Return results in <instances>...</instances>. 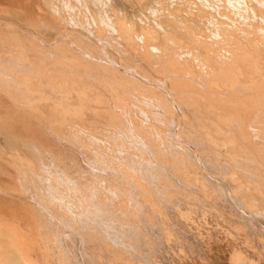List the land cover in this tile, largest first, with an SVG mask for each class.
Listing matches in <instances>:
<instances>
[{
    "label": "rangeland",
    "instance_id": "374dc122",
    "mask_svg": "<svg viewBox=\"0 0 264 264\" xmlns=\"http://www.w3.org/2000/svg\"><path fill=\"white\" fill-rule=\"evenodd\" d=\"M263 1L111 0V3L107 5L109 16L115 18V21L119 20L120 27H124L127 22L133 24L144 43L140 40L136 44H127L120 37H112L110 33L112 27L109 26L108 29L106 27L104 41L107 43L111 41L115 46L113 53L110 52L109 55L117 54V59L125 64V68L134 66L139 70L141 77L144 76L150 80L146 86L138 79L121 75L109 65L102 66L98 64L99 62L89 61L79 56L81 53L77 49L51 51L49 46L46 47L39 42V35L50 41L49 43L56 40L58 35L56 30L41 32L36 27L39 20L50 23L53 28L60 27L59 22L51 19L43 0H0V54H10L9 48L15 50L20 46L26 48L27 41L32 39L42 46L38 56L43 58V62L38 64L32 55L33 60L29 59V64L32 65H29L27 72L16 74L13 70L7 73L16 74L15 79L22 80L23 84H29L33 100L30 110H17L7 102H0V189H6L7 186L17 183L19 175L13 165L15 161L19 162L23 172H26L29 183L35 179V175H38L39 158L26 147L33 143L40 149L43 159L48 155L64 165L65 172L63 170L62 173L57 172L54 177L59 185L57 193H62L76 208L83 206L87 220H90L89 213L93 210L92 185L100 189L103 186L106 189V187L109 188V181L119 176L122 185L126 190H130L129 192H132L134 185L146 187L144 189L151 191L154 195L155 204L159 203L160 199L165 202L178 200L187 208L200 211V216L203 214L209 216L212 219L211 225L218 226L217 229H219L218 224L221 226L220 229L223 227L226 230L227 225L228 231L232 225H236L238 237L245 245L247 244V247H242L254 249L257 252L262 248L263 250L260 249L258 252L262 256L264 232L240 213L236 206L240 198L239 200L244 201L241 202L245 203L248 213L254 214L256 210L264 212ZM76 7L72 14L75 23L72 22L71 16L68 18L71 30L79 32L85 39L86 37L94 39L91 32L97 31L98 27L93 23L92 13L85 9L81 11L83 6L79 3ZM77 15H80L78 16L80 21H77ZM110 22L113 24V20ZM157 22H161L165 30H168L165 34L157 27ZM69 26L68 29L71 31ZM109 35L113 38L112 40ZM2 43H5L8 49H5L6 47L3 49ZM98 43L96 46L99 50L110 49V45ZM97 53L99 51L95 52L96 55ZM19 55L25 58L31 57L25 52ZM119 55H121L120 58ZM66 61L69 65H66ZM157 80L167 84L168 88H173L177 101L173 103L168 91L164 88L163 91L160 90V93L159 89L162 86ZM50 82H54L55 87ZM14 85L17 86V80ZM12 92L17 94L15 90ZM115 93L125 102L126 111L119 107L120 103L117 100H113L112 94ZM99 97L104 101L99 100ZM63 104L69 105V109L75 111L74 116L63 111L65 106ZM170 106H173V109ZM106 110L116 111L117 117L127 126L133 121L142 128V131L146 127L145 131L149 130L156 143L161 138L165 155L154 156L145 153L129 132L125 134L118 132L117 123L108 120L104 113ZM127 111H129L128 117ZM137 132L135 137L143 135L141 130ZM174 132L194 147V150L188 153L190 155H187L190 163L198 159L209 177L222 179L219 180L225 183L227 191L230 194L233 193V197H238L234 199L235 204L216 191L215 186L206 185L208 182H205L204 187L198 184L197 178L203 177V172L195 164L194 166L188 164L186 168H181L182 165L179 164L181 162L177 158L183 152L185 144L177 141ZM63 141L76 148L79 147L80 150L84 149L88 163L77 166L76 158L72 156V152L65 149ZM21 143H24L25 147H22ZM227 181L229 183H226ZM36 184L40 185L38 182ZM244 187H247V190ZM146 199L151 201L149 196H146ZM7 201L1 196L0 206H9L11 209L21 207L18 200L15 203ZM122 207L123 211H126L128 207V201L125 198L122 199ZM160 210L161 214H165V208L155 206L156 213ZM215 215L221 217V221ZM258 219H261V224L264 225V213L258 216ZM166 220L171 226L165 220L151 217L149 222L158 225L157 230L153 229L152 235L148 236L150 248L155 255L160 253V236L167 235L169 242L175 240L173 243H168L170 251H166V255L162 254L164 258L166 256L169 258L166 264H217L215 258L226 255L228 247L224 245L225 249L222 246L219 247L222 252L220 253L211 236L212 243L209 241V234L214 233L213 227L216 226L209 225L205 231L203 230L205 227L199 228L198 232L203 230L201 231L203 235L200 236L205 241H194L187 233L176 231L169 218ZM136 221L139 224L140 221ZM179 238L183 242H180ZM94 249L96 248H92L90 256L97 258L98 264H102V261L106 262V256ZM211 253L213 255H210ZM178 254L183 256L181 261ZM96 255L98 256L95 257ZM174 256L177 259H173ZM262 257L264 260V256ZM130 262L143 264L141 260L134 258H131ZM127 263L125 257H118V263L113 264Z\"/></svg>",
    "mask_w": 264,
    "mask_h": 264
},
{
    "label": "bare ground",
    "instance_id": "6f19581e",
    "mask_svg": "<svg viewBox=\"0 0 264 264\" xmlns=\"http://www.w3.org/2000/svg\"><path fill=\"white\" fill-rule=\"evenodd\" d=\"M43 2L45 4V6L47 7L46 9L50 13L51 19L55 22L60 23V27L58 29H56L55 27L53 28V26H51L50 23L43 22V20L38 21L39 23L36 25V27L41 32L56 30V32L58 34L56 36L57 37L56 40H54L52 43H49L50 41L43 39L39 35L38 41L41 42L44 46H46V47L49 46V48H51V51L52 50L53 51H56V50L73 51V50L77 49L81 53L79 56L84 57L89 61H94L96 63L99 62L98 64L102 65V66H108L109 65L111 68H113V70L120 73L121 75L123 74V75L131 77L132 79H138L139 81H141V83H144L146 86L150 83V80L146 79L143 76L144 74L142 75L143 77L140 76V74H139L140 71L137 70L136 68H134V66L133 67L126 66V68H125V64H123L122 61H120V59H117V56H118L117 54H116L117 56L116 55H113V56L109 55L110 52L113 53L115 46L113 45L114 43H112L111 41L108 43L104 41L105 38H103V35L106 32L105 31L106 27H107V29L109 28V26L112 27V32H110V33H112V37H116V38L120 37V39L122 41H126L127 44L128 43L129 44L130 43L136 44L140 40L143 42V38H140V35H139L140 33H138V31L136 30V28L133 24L128 23L127 20L125 19L127 22L126 25L124 27H122V26L120 27V26H118L119 20L115 21V18L109 16V14H108L109 11H108L107 5H108V3H111V0H43ZM77 3H79L80 5L83 6V8L81 7V11H82V9H85V10H87V12L90 11L92 13V17L94 20L93 23H95L98 27L97 31L91 32V34L93 33L92 36H94V39H89V38L87 39V37H86V39H87L86 40L84 38V36L82 34H80L79 32L72 31L71 27L68 24V22L70 21V19L68 21V18H69V16H71V19H72L73 10H76V8H77L76 4ZM256 3H258V2H256ZM263 3H264V1H263ZM158 6H159V4H158ZM78 16H80V15H77V17ZM89 16H90V14H89ZM90 18H91V16H90ZM78 19H79V17L77 18V21H80ZM110 20H113V24H112V22H110ZM72 22L75 23V18L72 19ZM77 23L81 24L79 22H77ZM84 23L86 24V22H84ZM28 24L31 25V23H28ZM78 24H76V25L78 26ZM211 24H212V22H211ZM222 25H224V24L222 23ZM68 26L70 27V30L72 32L69 31ZM84 27H83V29H85ZM157 27H159V29H161V31H163L164 34L168 31V30H165V28L161 22H157ZM79 28H80V26H79ZM95 28H96V26H95ZM89 29H91V28L89 27ZM87 32H88V30H87ZM89 35H90V31H89ZM109 38H111L110 35H109ZM112 39L113 38H111L110 40H112ZM98 42H103L107 46L110 45L109 46L110 49L109 50H106V49L105 50H99L98 47L96 46V43H98ZM27 44L28 45L26 46V48L23 46H20L17 50H15L14 48L8 49V47H6L5 43H2V45H1V47L3 49L6 47L5 49L11 50V53L10 54H7V53L0 54V102L1 103L7 102L10 105H12L13 108H15L17 110H26V109L30 110L32 108L31 103L33 100V98H32L33 96H32V90H31V88H29V84L28 83L23 84L22 80H20L18 78L15 79L16 74H21L22 72H25V71L27 72V68L29 67V65H32V64H29V59L32 58V55H33V57H35L34 61L36 63L41 64V62H43V58L41 56H38V53L41 50L42 46L39 45V43L37 44L36 41L32 40V39H29V41H27ZM97 51H99V53H97V55H96L95 52H97ZM24 52L29 54V56L31 55V57L25 58V57L19 55V53H24ZM76 53H78V52L76 51ZM120 56L121 55H119V58H120ZM32 60H33V58H32ZM67 62L68 61H66V65L68 64ZM13 70H14V72H16L15 75L7 74V73L12 72ZM144 72H145V70H144ZM16 80H17V86L14 85ZM54 82H50V84L55 87L56 82L55 83ZM156 84H157V82H156ZM158 84L162 86V88L159 89V91L162 90L163 88L166 89L168 91L167 93H169L170 100H172L174 103V101L176 100V97H175L174 91L172 90L173 88L172 89L168 88L166 86L167 84L163 83L162 81H158ZM159 85H157V86L159 87ZM154 87H155V85H154ZM106 88H107V86H106ZM108 88L110 89V87H108ZM150 88L152 89V87H150ZM14 90L17 92L16 95L13 94V92H12ZM110 90H109V92H110ZM111 93H112V91H111ZM160 93H161V91H160ZM116 94L117 93L112 94L113 100H115V101L117 100L120 103L119 104L117 102L119 104V107L124 109L123 111H126L125 102H123V99H121V96L118 97V94L117 95ZM121 94H123V93H121ZM83 95H85V94H83ZM165 96H167V95H165ZM83 98H85V97H83ZM101 99H102V101H104L103 98H101ZM101 99L99 97V100H101ZM99 100H98V102H99ZM81 101H82V99H81ZM38 104H40V103H38ZM99 104H100V102H99ZM42 105H43V103H42ZM63 105H65V104H63ZM110 105H111V103H110ZM68 106L65 105L63 107V111L65 113H69V114L73 115V113H75V111H72V109L70 110L69 109L70 107H68ZM175 106L177 107V105H175ZM48 107H50V105ZM116 107H118V106H116ZM167 107H168V105H167ZM170 107H172V109H173V106H170ZM106 109H109V108H106ZM129 111H127V117H128ZM104 113L107 115L108 120L110 122L115 121L117 123L118 132L120 131L122 134L129 132V134L132 135L133 140L137 144L142 146V149L145 153H148V154H151L154 156L165 155V152L163 150V145L161 144L162 143L161 138H160V141H157V143H156L155 139L153 137H151L149 130L145 131L146 127L144 128V131H142V128L140 126H138L137 124H135L133 121L129 122L128 126L125 125L124 122H122L117 117L118 113L116 114V111L106 110ZM19 114H20V112H19ZM183 114H184V111H183ZM76 117H79V116H76ZM29 118H31V117H29ZM121 118H122V116H121ZM123 119H125V118L123 117ZM124 121L126 122V120H124ZM259 125H260V123H259ZM138 130L139 131L141 130V132H143V135H141V137H138V136L135 137L136 133H138L137 132ZM258 131H259V129H258ZM258 134H260V133H258ZM139 135H140V133H139ZM164 136H166V135H164ZM174 136L177 139V141H179L181 143L183 142L185 144V146L183 147L184 148L183 152H181L180 157L177 158L181 162V163L177 162L180 165H182V167L181 166L180 167L184 169V168H186V165H188V164L193 165V166L195 164L203 172V177L197 178V183L201 184L204 187L205 182H208V183H206V185L211 186V187L215 186L216 191H218L224 197H228L229 201L232 204H235L234 202L236 199H238V197L232 196V194H233L232 190H231L232 194H230L229 191H227L225 183L223 184V181H220L222 179H220V178L212 179L211 176L209 177L206 174L204 167H202V162H200L198 159L195 160L194 163H190V160L188 157L190 154L188 155V153L191 152V150L192 151L194 150V147L191 146V143L183 141L180 136L176 135L175 132H174ZM134 137H135V139H134ZM98 138H100V136ZM104 139H105V137H104ZM89 140H90V138H89ZM23 144L24 143H21L20 145L22 147L23 146L25 147V144L24 145ZM62 144L65 147V149L69 150V152H72L71 153L72 156L76 158L75 161H76L77 166H81V165L84 166V164L88 163V161H86L87 158H86L85 152L83 151L84 149L80 150L79 147L76 148V147L72 146L71 144H67L65 141H63ZM180 146H182V145H180ZM26 147L28 149H30V151L35 153L37 155V158H39V161H40L39 162V173H38V175H35V179L33 181L30 179L32 182L29 183L30 181L27 180V177L25 174L26 172L24 173L20 167L19 162L15 161V162H13V165L15 166V169L19 175L17 183L15 182L16 183L15 185L12 184L13 186H10V185L7 187L5 186L6 189H0V197L2 196L8 200L7 202H12V203H15V201L18 200L19 203L21 204V207L20 208L18 207L16 209H11V208H9V206L8 207L0 206V264H98L96 262L97 258L94 259L90 256V252H91L93 247L96 248L94 250H98L106 256L105 257L106 262L102 261L105 264H113L114 262L118 263V257H125L127 259V262H128L127 264H131V262H130L131 258L141 260L143 262V264H166V261L168 262L169 258L167 256H166V258H164V255H162V254L164 253L166 255L165 252L170 251L168 243H173L175 240L172 242H169L167 235L165 236L163 234L164 236H160L159 237L160 238L159 239L160 240V247H159L160 253L155 255L154 251H152V249L150 248V245L148 242V240H149L148 236L150 234L152 235L151 232L153 229L157 230L158 224H156V225L151 224L149 222V219L151 217L155 216L156 219H159L161 221H163V220L167 221L166 219L169 218V220L172 221L173 228H175L176 231H182L185 234L187 233L194 241L195 240H198V241L202 240L201 236L203 234H201V231H203V230L205 231L209 225H210V227H212V225H213V224L211 225L212 219H210L209 216L207 217L203 213H202L203 216H200L201 215L200 211L195 210V209L191 210V208L189 209L186 206L182 205V203L179 202L178 200H172L171 202H165L164 200L160 199L159 203L155 204V202L153 200L154 195L152 194L151 191L144 189L146 187L141 188L138 185H134L132 190H131L132 192H129L130 190L129 191L126 190L124 185H122V182H121V179L119 178V176L115 177L114 179H111L109 181V188L106 187V189H104L103 186L100 189V187H98V186L96 187L95 185L91 184L92 185V191H93L92 199H91L93 210L90 211V213H89L91 216L90 220H87V219H85L86 215L84 213L83 206L76 208L74 205H72L65 198V196L62 193H57L59 185L55 182L56 180L54 179V177H55V174L57 172H61L62 170L65 172L64 165H62L59 161H57V159H54L48 155H47V158L43 159V157L41 156V153H40V149L37 147L36 144L30 143ZM244 149H245V147H244ZM248 150H250V149H248ZM180 151H182V150H180ZM242 159H243V157H242ZM234 160H235V158H234ZM68 162H70V161H68ZM247 162L248 161H246V163ZM241 164H244V163H241ZM245 169H246V167H245ZM93 172H95V171L93 170ZM208 174H210V173H208ZM232 175L230 174V176H232ZM233 179H234V177H233ZM234 181H235V179H234ZM37 182L40 185H37L36 184ZM54 182L56 183V185ZM68 182H69V180H68ZM226 183H229V182L227 181ZM232 184H233V182H232ZM238 184L239 183H237V185ZM241 184H242V182H241ZM243 184H245V183H243ZM105 186H106V184H105ZM141 186H143V185H141ZM230 187H232V186H230ZM79 188H81V187H79ZM224 188H225V190H224ZM53 192H54V194H53ZM248 193H246V194H248ZM163 194H164V192H163ZM234 195H235V193H234ZM146 196H149L151 198V201H148L146 199ZM124 198L128 201V207H127L126 211H123V209H122L123 208L122 207V199H124ZM239 199L237 200L239 202V204L237 203L238 206H236V207H238V210L240 211V213H242L246 218L250 219V221L252 223H254V225H257V227H259L264 232V225L261 224V222H262V221H260L261 219L260 220L258 219V216L262 215L264 212L256 210L254 214L248 213L246 211V207L244 205L245 203L243 204L241 202L243 200H239ZM8 204H10V203H8ZM155 206L165 208L166 209L165 214H161V210L159 213H156ZM81 210H82V213H81ZM206 211H207V209H206ZM206 211H205V213H206ZM190 214L192 216H190ZM212 214H214V213H212ZM215 216L217 217V215H215ZM218 219H219V221H221V217H219ZM136 220L140 221L139 224ZM161 221H160V225H162ZM231 222H233V221H231ZM166 223H168L169 226H171L169 221H167ZM217 223H218V221H217ZM217 223H215V224H217ZM166 225H165V228L167 229ZM218 225H219V229H217L218 226L213 225L216 227H213V228H215L213 231L214 233L212 232L213 234H211V235L209 234V237L211 236L212 239H214L213 241L216 244V246L218 247V250L220 249L219 247L222 246V248H224V246H226V247H228L227 248L228 251L226 250L227 253L223 257L218 255L219 257L215 258L216 261L218 262L217 264H221L220 262H223L222 264H263L264 263V260L262 257V256H264L263 255L264 252H263L262 256H260L261 254L258 253L260 251V249H262V248H260L259 251L257 252L254 249L242 247V246L245 247L247 244L245 245V243H243L242 240H240V238L238 237V232H237L238 227H235L236 225L235 226L232 225L229 229L230 231H228L227 225H226L227 230L223 229V227L220 229L221 226H220V224H218ZM202 226H203V228L205 227V229L198 232V229L201 228ZM222 226H224V225H222ZM226 227H224V228H226ZM161 231H163V230H161ZM173 234H174V232H173ZM205 234H207V233H205ZM211 237L209 240L210 242L212 241ZM179 240H180V238H179ZM207 240H208V238H207ZM202 241H205V240H202ZM255 241H256V239H255ZM180 242H183V241L180 240ZM180 242H178V243H180ZM156 243H158V242H156ZM207 243H208V241H207ZM211 243H209V244H211ZM151 245H152V243H151ZM254 245H257V244H254ZM215 247H212V248H215ZM186 249H188V248H186ZM208 250H210V249H208ZM185 251L186 250H184V252ZM188 251H190V250H188ZM219 251H220V253H222L221 250H219ZM180 252H182V251H180ZM206 252H207V250H206ZM206 252H205V254H206ZM217 253H218V251H217ZM98 254H99V252H98ZM210 255H213V254L211 253ZM210 255L209 256L206 255V256L210 257ZM97 256L98 255H96L95 257H97ZM181 256L182 255L180 254L179 255L180 261L183 258V256L182 257ZM99 257H100V255H99ZM102 258H104V256ZM173 259H177V258H175V256H174ZM101 260H103V259H101ZM98 261L101 262L100 259H98Z\"/></svg>",
    "mask_w": 264,
    "mask_h": 264
}]
</instances>
